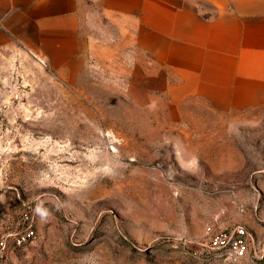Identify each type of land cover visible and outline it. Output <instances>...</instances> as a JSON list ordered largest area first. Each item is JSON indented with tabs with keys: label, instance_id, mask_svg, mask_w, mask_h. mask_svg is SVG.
<instances>
[{
	"label": "rangeland",
	"instance_id": "rangeland-1",
	"mask_svg": "<svg viewBox=\"0 0 264 264\" xmlns=\"http://www.w3.org/2000/svg\"><path fill=\"white\" fill-rule=\"evenodd\" d=\"M48 60L0 38V264H264V109Z\"/></svg>",
	"mask_w": 264,
	"mask_h": 264
},
{
	"label": "crops",
	"instance_id": "crops-1",
	"mask_svg": "<svg viewBox=\"0 0 264 264\" xmlns=\"http://www.w3.org/2000/svg\"><path fill=\"white\" fill-rule=\"evenodd\" d=\"M0 38L57 69L159 71L175 103L264 109V0H0Z\"/></svg>",
	"mask_w": 264,
	"mask_h": 264
},
{
	"label": "built area",
	"instance_id": "built-area-1",
	"mask_svg": "<svg viewBox=\"0 0 264 264\" xmlns=\"http://www.w3.org/2000/svg\"><path fill=\"white\" fill-rule=\"evenodd\" d=\"M238 234H239L238 236L239 240L235 241L234 243L235 246L233 249L236 250L234 254H238V252L240 251L239 249L241 248V245H243L242 248H245L244 244H245V238H246V231L239 230ZM213 245L218 248H226L229 245V241L227 240V238H222L220 236V237L213 239Z\"/></svg>",
	"mask_w": 264,
	"mask_h": 264
}]
</instances>
